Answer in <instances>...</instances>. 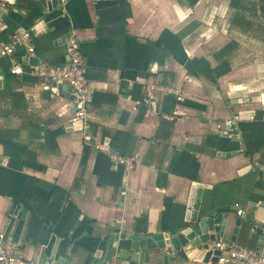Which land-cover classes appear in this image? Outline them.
Instances as JSON below:
<instances>
[{
  "label": "crops",
  "instance_id": "obj_1",
  "mask_svg": "<svg viewBox=\"0 0 264 264\" xmlns=\"http://www.w3.org/2000/svg\"><path fill=\"white\" fill-rule=\"evenodd\" d=\"M23 31L36 56L2 54ZM71 34L92 89L88 131L71 123L70 87L31 71L65 64ZM263 116L264 0H0V230L25 258L147 264L129 236L176 228L197 201L228 214L217 241L264 253ZM196 253L172 264H216Z\"/></svg>",
  "mask_w": 264,
  "mask_h": 264
},
{
  "label": "built area",
  "instance_id": "obj_2",
  "mask_svg": "<svg viewBox=\"0 0 264 264\" xmlns=\"http://www.w3.org/2000/svg\"><path fill=\"white\" fill-rule=\"evenodd\" d=\"M62 2L64 3L65 0H62ZM18 45L23 46L29 56H36V49L30 31L15 34L10 42L3 46L1 53L12 54ZM65 53L68 58L65 64L56 66L45 60L38 59L31 65V71L40 78L51 82H63L70 87L75 100V112L71 117V123L80 124L84 131H88L90 128L88 103L92 97V89L86 75L79 41L73 34L68 37L65 43ZM12 71L18 73L21 71V68L15 65ZM156 98L155 85L150 83L146 87L145 101L147 104H152ZM233 129L232 121H227L224 125L223 133L230 135L233 133ZM96 148L104 152L112 163L123 166L127 171L133 170L136 166V158L133 155L120 153L112 148L108 142L98 143L96 144ZM0 163H7L1 154ZM241 212V210L238 211L239 214ZM211 248L220 251L216 264H264V253L255 248L233 247L222 239L213 242ZM0 264L45 263L25 258L18 254L13 243L0 230Z\"/></svg>",
  "mask_w": 264,
  "mask_h": 264
},
{
  "label": "water",
  "instance_id": "obj_3",
  "mask_svg": "<svg viewBox=\"0 0 264 264\" xmlns=\"http://www.w3.org/2000/svg\"><path fill=\"white\" fill-rule=\"evenodd\" d=\"M73 125L81 127L80 124ZM189 209L184 220L170 231L155 232L150 237H147L146 234H141L138 238L129 236L131 246L136 245L142 249L141 253L133 252V260H136L137 255L138 257L143 255V259L147 264L149 263L150 256L157 263L172 264L183 259H188V252L196 250L197 258H200L204 254L206 258L211 257L210 260L212 262H217L220 251L212 249L211 242L217 240V234L219 236L224 235L228 214L222 212L216 213L202 208L201 201H197L194 206H192V203H189ZM240 224L241 218L237 217L234 232H237V227ZM125 236L127 235H121V237ZM108 256L109 253L107 254V258ZM207 260L205 259V261ZM65 262L63 257H58L55 263L52 264H65Z\"/></svg>",
  "mask_w": 264,
  "mask_h": 264
}]
</instances>
